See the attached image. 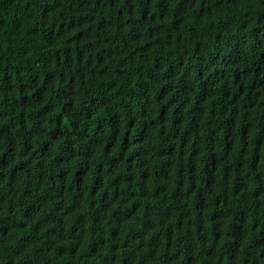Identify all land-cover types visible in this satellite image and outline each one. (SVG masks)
<instances>
[{
    "label": "trees",
    "instance_id": "trees-1",
    "mask_svg": "<svg viewBox=\"0 0 264 264\" xmlns=\"http://www.w3.org/2000/svg\"><path fill=\"white\" fill-rule=\"evenodd\" d=\"M0 264H264V0H0Z\"/></svg>",
    "mask_w": 264,
    "mask_h": 264
}]
</instances>
